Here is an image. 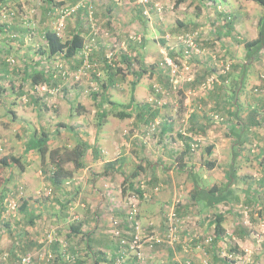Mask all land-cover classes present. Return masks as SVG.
Wrapping results in <instances>:
<instances>
[{
    "label": "rangeland",
    "instance_id": "374dc122",
    "mask_svg": "<svg viewBox=\"0 0 264 264\" xmlns=\"http://www.w3.org/2000/svg\"><path fill=\"white\" fill-rule=\"evenodd\" d=\"M176 1L0 0V260L106 263L104 233L124 255L105 251L110 264H221L214 253L264 264V47L245 46L264 7L225 0L201 19L194 1ZM47 28L81 32L85 46L44 53ZM34 71L46 81L33 85ZM44 132L51 149L105 142L108 152L67 163L74 174L58 187L29 147ZM197 186L226 199L207 204ZM216 214L226 232L215 245Z\"/></svg>",
    "mask_w": 264,
    "mask_h": 264
},
{
    "label": "trees",
    "instance_id": "16d2710c",
    "mask_svg": "<svg viewBox=\"0 0 264 264\" xmlns=\"http://www.w3.org/2000/svg\"><path fill=\"white\" fill-rule=\"evenodd\" d=\"M46 3L53 4L54 0H45ZM184 0H177L176 5H179ZM259 3L264 7V0H253ZM44 39L46 41L44 53H49L51 56L55 55H64L66 58H71L75 56L84 46H85V36L81 32H76L72 34V36L68 39H63L60 36L59 32L53 28H47L44 30ZM247 49L250 51L253 50L252 47L256 46V48L264 47V17L259 20V34L258 37L252 41H249L245 44ZM255 51V50H253ZM110 67V65H108ZM111 68V67H110ZM45 73L43 71H34L31 74V80L33 85H38L42 82L46 81ZM112 78V75H111ZM3 90L0 86V95ZM81 110L85 109V106H79ZM102 116H106V112L101 113ZM117 115L121 117L130 116L129 112L119 111ZM258 123V122H257ZM48 134L46 132L42 133V135L37 136L33 134L31 139L29 140V147L36 148L40 153L41 160L45 163L47 160L52 165L51 167V181L56 186H61V184L69 177H72L74 172L66 167V164L72 162L76 169H82L85 167L84 157L86 156V152L89 149V145L86 142L79 141L73 147H56L51 149L48 145ZM208 151L211 150L209 147ZM13 163L10 164H18L20 165V159L17 157L12 158ZM114 161L108 162V166H112ZM207 164L212 168L215 163L212 161H208ZM9 165V163H5V160L0 159V170L2 167ZM137 173V172H136ZM197 188V196L199 199H204L207 204H217L226 199L224 193L219 192V188L217 186H212L210 189L206 188ZM217 193V194H216ZM4 197V195H3ZM25 202L24 205H26ZM224 215L216 214L215 219L212 221L214 225L215 238L214 243L218 242L226 232L224 227ZM76 230V229H75ZM214 260L217 262L220 261L221 264L225 262L221 258H218L217 254L214 253Z\"/></svg>",
    "mask_w": 264,
    "mask_h": 264
},
{
    "label": "crops",
    "instance_id": "0c3cea01",
    "mask_svg": "<svg viewBox=\"0 0 264 264\" xmlns=\"http://www.w3.org/2000/svg\"><path fill=\"white\" fill-rule=\"evenodd\" d=\"M185 1H187V0H184L182 2H185ZM191 1H194V5L195 6L197 5L196 7L199 10H197L195 13H196V15H198L200 13L201 19L210 18V17L214 18V17L217 16V14L216 15L214 14V12L217 11L216 7L214 6V4H216V3L225 2L227 4L226 6L230 5L228 2H226L227 0L226 1L225 0H191ZM251 1H253V0H251ZM253 3H255V1H253ZM218 7H220V5H218ZM200 9H201V11H200ZM205 23L207 24V22H205ZM86 143H88V142H86ZM104 144H105V142H97L96 144H95V142L94 143L92 142L91 145L88 143L89 148H93V151L96 150V157L99 156L98 153L102 154V152L103 153L108 152L106 150V148L104 147ZM102 147H104L103 150L101 149ZM122 157L123 156H118V157H115V158H112V159L111 158H107L105 160V162L108 163V162L114 161V163H115V161L118 160V159H120L119 161H121ZM114 165L112 167H114ZM91 207H94V205H92ZM105 209H107V206H105ZM103 215L104 214H102V216ZM103 220L105 221L106 218H103ZM107 225H110V223L107 224ZM104 242H105V246H104V248L101 247V249L103 250L102 257L106 260V263L102 262L101 264H110V262H109L111 260L110 256H109V254L107 255V253L105 251H107L108 253H110V251H114L113 252L114 260H115L116 257L117 258L119 257V259H120L121 256H124V255H121V253L119 252V245L117 243V240L114 239V241H113L108 234L106 235L104 233H101V244H103ZM8 245H9V238L2 237L0 239V249H6ZM15 248H19V247L15 246ZM15 248H14V245L11 244V246L9 247V249H10L9 252H11L14 255H16L15 254L16 253V251H15L16 249ZM249 255H251V254H249ZM107 258H108V260H107ZM256 258L260 259L262 262H264V252L262 251V255L261 254H257ZM134 263H136L135 256L134 257L130 256V258H128V260L125 263L123 262L122 264H134ZM0 264H15V259L13 261H11V262L10 261H6L5 262L3 260H0Z\"/></svg>",
    "mask_w": 264,
    "mask_h": 264
},
{
    "label": "built area",
    "instance_id": "2783aa9c",
    "mask_svg": "<svg viewBox=\"0 0 264 264\" xmlns=\"http://www.w3.org/2000/svg\"><path fill=\"white\" fill-rule=\"evenodd\" d=\"M145 2H149V0H143ZM61 243H64V241H60ZM34 259V256L32 254H28L26 256H23V258H21V263L22 264H31L32 261Z\"/></svg>",
    "mask_w": 264,
    "mask_h": 264
}]
</instances>
